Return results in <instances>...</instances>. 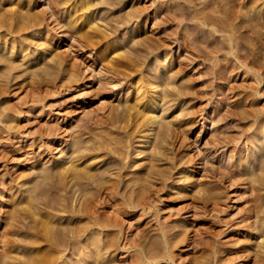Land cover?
Returning a JSON list of instances; mask_svg holds the SVG:
<instances>
[{"label": "rangeland", "instance_id": "rangeland-1", "mask_svg": "<svg viewBox=\"0 0 264 264\" xmlns=\"http://www.w3.org/2000/svg\"><path fill=\"white\" fill-rule=\"evenodd\" d=\"M50 1L0 0V56L4 57L0 62V264H4L7 253L6 264H23L20 260H26L34 250V246L30 248L29 240L34 238L30 237L32 231L28 228L35 225L32 221L40 215L36 219L31 217V221L27 213L30 209L26 208L31 205L33 211L43 208L38 211L43 213L47 205L54 207L57 197L54 204L63 198L52 191L46 192L44 181L55 189L58 179L54 175L60 167L63 170L73 165L75 159V167L88 168L92 164L90 172L97 169L98 173L109 174L105 179H117L114 165L120 157L124 158L125 166L121 174H126V177L122 175V181L132 180L137 173L147 177L141 182L145 187L140 185L142 189L135 191L136 207L127 208L117 218L116 227L106 229L96 224L89 227L94 235L97 232L96 238L104 239L111 234L117 237L112 248L100 251L96 246L94 251L99 256L86 258L85 251L68 245L62 251L60 264H132L134 258L139 264H261L253 254L264 251L261 250L264 221L260 223L264 220V0H112L113 4H106L107 0H90L93 7L89 5L82 14L85 6L80 11L75 9L88 0H56L57 7ZM74 2H78L77 7L73 6L75 9ZM88 13L89 24L84 27ZM85 31L100 34L91 37L90 41L95 43L83 36L87 34ZM123 56L131 65L129 70L121 68V71L132 72L131 79L118 73L116 77L109 70L111 62L107 61H123ZM5 59L8 61L4 62ZM136 83L139 87V83L144 84L141 91ZM153 85H158L157 92ZM152 91L154 97L159 95L164 99L160 100L162 107L155 114L161 119L149 120L156 122L147 130L148 119L140 114L141 118L134 119V110L132 115L125 107L136 93L139 103L135 100L132 103L141 110L140 104L147 101ZM126 115L133 117L128 120ZM77 121L83 122L78 125ZM139 130H144V134ZM109 144L113 146L111 149ZM95 145L105 149H96L95 155L92 150H85ZM77 147L86 154L93 152L94 160L87 159L89 155L78 159L74 152ZM83 160L88 163L83 165ZM147 166L156 172L152 178V173L147 176L145 172ZM49 167L56 173L52 174ZM45 175L53 176L55 180L50 179L53 183L44 180ZM162 178H167L163 180L165 183ZM74 185L78 184H67L66 201H62L71 209L81 201L78 186ZM28 186L31 188L26 191ZM86 190L90 194L94 192L92 188ZM33 196L37 201L34 202ZM103 197L104 193L94 196L98 209L105 211H101L102 215L97 213L98 221L104 215H112L113 206L108 202L103 206L100 202ZM50 198H54L52 203ZM55 209L49 211L51 215L56 212L61 228L78 216ZM258 217L261 219L256 222ZM82 220L80 224L87 219ZM164 250L170 252L172 260L164 257ZM138 257L144 258L143 261Z\"/></svg>", "mask_w": 264, "mask_h": 264}, {"label": "bare ground", "instance_id": "bare-ground-1", "mask_svg": "<svg viewBox=\"0 0 264 264\" xmlns=\"http://www.w3.org/2000/svg\"><path fill=\"white\" fill-rule=\"evenodd\" d=\"M50 1V0H49ZM74 1V0H73ZM72 1V2H73ZM77 1V0H76ZM86 1V0H85ZM92 1V0H91ZM90 0H88V2L86 3V4H84V5H81V6H78V8L77 9H75V8H73V6L74 7H77V5H78V2H74L73 3V5H72V8L73 9H75V10H83V8H84V6H85V9L83 10V11H81V14L82 13H84V11L86 10V9H88V7H89V5L91 6V4H93L92 2H91ZM100 1V0H99ZM112 0H107L105 3L106 4H108L109 2H111ZM116 1V0H115ZM252 1V0H251ZM48 2V1H47ZM50 2H53V3H51L53 6H55V7H57L58 6V4H57V2L58 1H56V0H51ZM49 2V3H50ZM80 2V1H79ZM90 2H91V4H90ZM101 2V1H100ZM104 2V1H103ZM114 2V1H113ZM257 2H258V0H257ZM99 3V2H98ZM97 3V4H98ZM112 3V2H111ZM254 3V2H253ZM261 3V2H260ZM50 4V5H51ZM61 4V3H60ZM72 4V3H71ZM100 4H102V3H100ZM110 4V3H109ZM113 4V3H112ZM49 5V6H50ZM95 5V4H94ZM260 6H261V4H259ZM91 7H93V6H91ZM257 8V7H256ZM51 9V8H50ZM91 9V8H90ZM89 9V10H90ZM54 11V10H53ZM69 11V10H68ZM73 11V10H72ZM91 11V10H90ZM51 13V12H50ZM74 13V11L72 12V14ZM90 13V12H89ZM89 13H88V15H87V18L84 20V27L85 26H87L88 24H89V21H88V18H89V16H91V15H89ZM91 13H92V11H91ZM90 13V14H91ZM27 14V13H26ZM56 14H58V13H56ZM76 13H74L73 15H75ZM69 15L71 16V13H69ZM79 15V14H78ZM86 15V14H85ZM25 16H27V18L26 19H28V14L27 15H25ZM69 16V17H70ZM20 17H21V15H20ZM23 17V16H22ZM31 16H29V18H30ZM60 17V16H59ZM73 17V16H72ZM71 18V17H70ZM75 18H76V16H75ZM74 18V19H75ZM79 18H81L80 16H79ZM92 18V17H91ZM54 20H56V19H54ZM78 20H80V19H78ZM77 20V21H78ZM68 21H70V20H68ZM91 21V20H90ZM69 23V22H68ZM73 24H74V21L72 22ZM70 24V23H69ZM82 24V23H81ZM81 24H79V25H81ZM82 31H83V28H82ZM81 31V32H82ZM78 32H79V30H78ZM86 32V31H85ZM83 33V32H82ZM87 34H85V35H83V36H85V37H90V39L88 38V40H89V42L90 43H92V42H94V41H90L91 40V37H94L95 36V34L96 35H100V34H97V33H95L94 35L91 33V34H89L88 32H86ZM103 34V33H102ZM82 35V34H81ZM105 35H106V33H105ZM104 36V35H103ZM84 38V37H83ZM86 38V39H87ZM95 38H97L96 36H95ZM94 38V39H95ZM94 39H92V40H94ZM102 39V38H101ZM98 40H100L99 39V37H98ZM106 41V40H105ZM146 42V41H145ZM145 42H143V44L145 43ZM95 43V42H94ZM93 43V44H94ZM142 43V42H141ZM97 44V43H96ZM137 44V43H136ZM105 45V44H104ZM142 45V44H141ZM137 46V45H136ZM144 46V45H143ZM141 47V46H140ZM114 50V49H113ZM138 50V49H137ZM102 51V50H101ZM132 54V53H131ZM2 55V54H1ZM120 55V54H119ZM3 56V55H2ZM2 56H0V62L2 61V58L4 59V57H2ZM118 56V55H117ZM125 56V55H124ZM123 56V57H124ZM128 55H126V57H127ZM132 56H133V54H132ZM131 56V57H132ZM120 57V56H119ZM118 57V58H119ZM126 57H124L125 58V60H123V61H117V59L115 60V61H107V62H111L109 65H110V67H109V70H110V72H112L113 74H119V75H122V77H126L127 79H131V77L129 76L130 74H132V72L130 73V74H127L128 72H124V71H121L122 69L121 68H124V70L125 71H127L126 69H128L129 70V65H131V61L128 59H126ZM112 58V57H111ZM111 58H110V60H111ZM124 58H121V59H124ZM128 58V57H127ZM112 59H114V58H112ZM132 59H134V56L132 57ZM136 59V58H135ZM161 60H163V59H161ZM4 62L5 61H8V59L6 60H3ZM133 61H135V60H133ZM138 61V60H137ZM8 63V62H7ZM10 63H11V61H10ZM9 63V64H10ZM5 64V63H4ZM133 64H136V63H133ZM137 65V64H136ZM134 66V65H133ZM139 66V65H138ZM137 66V67H138ZM8 67H9V65H8ZM132 67V66H131ZM106 68V67H105ZM126 68V69H125ZM133 69H134V67H132ZM139 68V67H138ZM107 69H108V67H107ZM132 69V70H133ZM137 69V68H136ZM161 69V68H160ZM108 70V71H109ZM134 71H137V70H133V72ZM111 73V74H112ZM118 75H116V77H117ZM132 76V75H131ZM153 76V75H152ZM151 75L149 76L150 78L152 77ZM120 77V76H119ZM153 78H154V76H153ZM148 79V78H147ZM158 80V79H157ZM123 81V80H122ZM133 81V80H132ZM144 81V80H143ZM160 81V80H159ZM147 82H149V81H147ZM146 82V83H147ZM143 83V82H142ZM142 83H139V84H141V86L142 85H144V84H142ZM151 83V82H150ZM149 83V84H150ZM156 83V82H155ZM154 83V84H155ZM101 84V83H100ZM102 84H104L103 82H102ZM148 84V83H147ZM147 84H146V86H147ZM152 84V83H151ZM136 85H137V87L134 85V87H136L137 89H139L140 87L138 86V84L136 83ZM149 86V85H148ZM186 87H187V85H185ZM102 87V86H101ZM104 87V86H103ZM183 87V86H182ZM135 88V89H136ZM184 88V87H183ZM137 89H136V92H137ZM153 89L155 90V92H157L156 90L158 89V85H153ZM164 89V88H163ZM140 91H141V88L139 89ZM96 91V90H95ZM134 91V90H133ZM140 91H138V92H140ZM161 91H163V90H161ZM167 91V90H166ZM98 92V91H97ZM137 92V93H138ZM169 92V91H168ZM174 92V91H173ZM176 92H178L177 90H176ZM184 92V91H183ZM151 93V95H149V98H147V101H145L144 103L142 102L141 104H140V106H142V109L141 108H139V109H141V110H138V108H136V106H135V104L134 103H132V102H135L136 101V104H137V101H138V98H139V96H138V98H137V96H136V93H134L135 94V97H134V99H131L132 101L130 102L129 100H127V101H129V102H127L128 103V105L125 107V108H127V110L126 111H128V113H129V111H131V110H134V112H135V114L136 115H133V113H132V111H131V113H132V115L134 116V119H135V117L136 116H139V114H140V116L141 117H145V118H147L148 119V121L149 120H151V119H153L154 117H159V116H155V114L157 113V110L160 108V107H162L161 105H162V103L161 102H163V101H160V100H163V99H161V97L158 95L157 97L155 96H153V94H155L153 91L152 92H150ZM167 93V92H166ZM175 93V92H174ZM144 94V93H143ZM142 94V96H146V95H143ZM149 94V93H148ZM147 94V95H148ZM177 94V93H176ZM182 94V93H181ZM139 95V94H138ZM178 95V94H177ZM141 96V97H142ZM167 96H168V93H167ZM176 96V95H175ZM182 96H184V94L182 95ZM140 97V98H141ZM148 97V96H147ZM159 97H160V99H159ZM169 97V96H168ZM167 97V98H168ZM146 98V97H145ZM170 99V98H169ZM133 100H135V101H133ZM140 100V99H139ZM167 100V99H166ZM141 101H143V100H141ZM165 101V100H164ZM167 102V101H166ZM138 103H139V101H138ZM126 104V103H125ZM16 112V111H15ZM122 112H123V110H122ZM17 113V112H16ZM119 113V112H118ZM126 114V113H125ZM130 114V113H129ZM122 115V114H121ZM121 115H120V117H121ZM124 115V114H123ZM131 115V116H132ZM127 116V115H126ZM125 116V117H126ZM130 116V117H131ZM132 116V117H133ZM139 116V117H140ZM129 117V118H130ZM131 117V118H132ZM140 117V118H141ZM126 118H128V116L126 117ZM129 118H128V120H129ZM155 118V119H156ZM160 118V117H159ZM263 118V117H262ZM158 119V118H157ZM161 119V118H160ZM128 120H126V121H128ZM132 120V119H131ZM258 120V119H257ZM260 120V119H259ZM134 121V120H133ZM136 121V120H135ZM141 121V120H140ZM81 123V122H83V121H77L76 122V124L77 123ZM94 122H96V121H93V123ZM98 122H100V121H98ZM97 122V123H98ZM129 122V121H128ZM137 122H139V119L137 120ZM147 122V121H146ZM150 123H149V125L147 126V128H145V129H147V130H151V128L155 125V122L156 121H149ZM158 122V121H157ZM259 122V121H258ZM261 122V121H260ZM260 122H259V124H260ZM264 122V121H263ZM79 123H78V125H79ZM92 123V122H91ZM92 123V124H93ZM136 123V122H135ZM262 123V122H261ZM89 124H90V122H89ZM94 124H96V123H94ZM77 125V126H78ZM134 125V124H133ZM139 125V124H138ZM144 126V125H146V124H142V122H141V126ZM157 125V124H156ZM168 125V124H167ZM262 125H264V124H262ZM76 126V127H77ZM81 126V125H80ZM86 126V125H85ZM82 127H83V124H82ZM88 127H90V126H88ZM87 127V128H88ZM133 127V126H132ZM145 127V126H144ZM259 127H260V125H259ZM263 126H261V128H262ZM84 128V127H83ZM82 128V129H83ZM142 128V127H141ZM49 129V128H48ZM88 129H90V128H88ZM79 130H81V129H79ZM146 130V132L148 133L149 131H147ZM50 131V130H49ZM86 131V130H85ZM84 131V132H85ZM140 131H144V130H139V132ZM83 132V133H84ZM120 132V131H119ZM142 132H141V134H142ZM145 132V133H146ZM87 133V132H86ZM85 133V134H86ZM151 133V132H150ZM256 133V132H255ZM128 134V133H127ZM143 134H144V132H143ZM122 135V134H121ZM148 135V134H147ZM146 135V136H147ZM94 136H96V135H94ZM99 136V135H98ZM97 137V136H96ZM95 137V138H96ZM109 138V137H108ZM113 138V137H112ZM103 139H104V137H103ZM250 139V138H249ZM256 139V138H255ZM78 140V139H77ZM106 140V139H105ZM104 140V141H105ZM112 140H114V138L112 139ZM111 140V141H112ZM117 140V139H116ZM256 140H258V139H256ZM256 140H253V141H256ZM103 141V140H102ZM251 142H252V140H250ZM259 141V140H258ZM257 141V142H258ZM75 143H76V140L74 141ZM80 142V141H79ZM82 142H83V140H82ZM86 141L84 140V143H85ZM88 142V141H87ZM97 142V141H96ZM115 142V140L112 142V143H114ZM118 142H120V140L118 141ZM74 143V144H75ZM78 143V142H77ZM76 143V144H77ZM102 143V142H101ZM100 143V144H101ZM117 143V142H116ZM254 143V142H253ZM81 144V143H80ZM93 144H94V142H93ZM93 144L91 143V145L93 146ZM98 144V143H97ZM104 144H106V142L104 143ZM108 144V143H107ZM111 144V143H110ZM109 144V145H110ZM90 147V146H88L89 148H85V150H88V152H89V150H92L93 152H94V155L96 154L95 153V151H96V149H99L100 147H102V146H100V147H96V145H95V147ZM111 146V145H110ZM115 146V145H114ZM119 146L120 145H118V148H119ZM253 146V145H252ZM254 146H255V144H254ZM254 146H253V148H254ZM113 146H111L110 147V149L112 148ZM121 147H125V146H121ZM78 148V147H77ZM102 148H104V147H102ZM114 148H116V147H114ZM252 148V147H251ZM73 149V151H74V148H72ZM101 149V148H100ZM105 149V148H104ZM109 149V148H108ZM107 149V150H108ZM102 150V149H101ZM106 150V151H107ZM124 150H125V148H124ZM112 152H113V150H111ZM117 151H119V150H117L116 149V152ZM126 151V150H125ZM258 151H260V150H258ZM70 152H72V151H70ZM69 152V153H70ZM75 154L77 155V157H78V159H85L84 157H85V155L86 156H88L89 155V157L87 158V159H93V152H91V153H89V154H86L84 151V153L81 151L80 152V149L78 148V149H75ZM87 152V153H88ZM102 152V151H101ZM121 152V151H120ZM127 152V151H126ZM122 153V152H121ZM141 152H139V155H141L140 154ZM259 153V152H258ZM68 154V153H67ZM104 154V153H103ZM102 154V155H103ZM107 154V153H106ZM105 154V155H106ZM110 154H113V153H110ZM119 154V153H118ZM117 154V155H118ZM126 154V153H125ZM138 154V153H137ZM99 155V154H98ZM116 155V154H115ZM121 154H119V156H120ZM138 155V156H139ZM240 155H242V154H240ZM71 156H72V154H71ZM75 156V155H74ZM108 156V155H107ZM122 156V155H121ZM136 156V155H135ZM76 157V156H75ZM75 157H73V158H71L70 160H73ZM76 157V158H77ZM83 157V158H82ZM94 157H96V156H94ZM125 157H126V155H125ZM111 158V157H110ZM119 158V157H118ZM117 158V159H118ZM240 158V157H239ZM242 158V157H241ZM123 159L124 158H122V157H120L117 161H116V165H114V169H115V171L112 169V171H114L115 172V174L114 175H117V179H111V178H109V179H107V177H106V179H105V175L107 174H105V173H102V172H99L98 173V171H93V172H90V169H89V166L90 165H92V164H90L89 166H88V168L86 167V165L83 167V168H79V166L77 167H75V165H76V163L74 164V161L76 160H74L73 161V165H71V163H70V165L71 166H69V167H67V168H63V170H61L62 169V167H60V171H58V173H57V175L55 176L54 175V177H56L57 179H58V181H57V186H56V188H55V186H54V188L55 189H53V184H51V186H50V184L49 185H47L48 183H46V181H44V183L46 184V190H48V191H46V192H54V194L55 193H57V194H59V195H57V196H63V198H61V200H59L58 201V204H54V202H56L57 201V198L55 199L56 201H54L53 202V199L54 198H50V203H52L53 202V205H54V207L52 208V204H49V206L47 207L46 206V208H49V209H55V207H56V209H55V211H57V209L59 210V211H62L63 213L65 212V213H68V215L69 214H71V216L72 215H78V216H76V218H75V220L73 219V221L74 222H72V223H70V224H67V226L66 227H63V228H61V226H63V225H61L60 223H57L58 221H56V218L58 217V216H56L55 217V214H56V212H54V215H51L52 214V211L50 212L49 211V209H46V208H44V212L43 213H41V212H38L39 210L41 211V210H43V208L41 209H39L38 207H36V209L38 208L39 210H35V211H33V209L31 208L32 207V205H31V207L29 208V206L26 208V209H30V211L29 212H27V213H29V215H30V218H28V219H30L31 220V217H34L35 216V219H36V215L37 216H39L40 215V218L41 217H43V218H37L36 220H38V221H32V222H34L35 223V225L33 224H31L32 225V227H34V228H32V227H29L28 228V231H29V229H31L30 231H32V233H30V235H32V236H30V237H33L34 239H32V240H29L30 241V248L31 247H33L34 246V250H32L33 252H31L30 254L31 255H29L28 257H30V258H28V257H26L25 255H23V256H25L26 257V260H25V258L23 259L22 257H21V259H23V260H20L23 264H54L56 261L59 263L60 261H62V251H64V249H66V247H68V245H70V246H75V247H79L80 249H82L83 251H85V256H86V258H94V257H96V255H97V257L99 256L98 254H96V252L94 251L95 249V247L97 246V248H99L100 249V251L101 250H105V249H107L106 251H108V247H110L111 245H112V242L113 241H115V240H117L116 238L117 237H115L113 234H111V235H105L104 236V239L103 238H96L95 237V235L97 234V232H96V234L94 235L93 234V232L91 231V230H89V227H91V226H93V224H96V225H99L101 228H109L110 226H115V225H117L116 224V221H117V218L121 215V214H125L126 212H125V210L127 209V208H129V209H127V210H130L131 208H133V207H136L135 205L137 204L135 201L137 200L136 199V197H135V191H136V189H138L137 191H139V188H141L142 189V187H145V186H142L141 185V182L143 183V181H144V178H146L147 179V177H145V176H142V173H135L136 174V177L134 178L133 177V179L132 180H130V179H128V180H130V181H126V183H125V181H124V178H123V181H122V179H121V177H122V175H123V177L126 175L125 173V175L124 174H121L123 171L122 170H124V161H123ZM154 159V158H153ZM155 159H157V158H155ZM161 159V158H160ZM237 159V158H236ZM249 159V158H248ZM94 160V159H93ZM103 160V159H102ZM114 160H116V158L114 159ZM241 160V159H240ZM240 160H239V162H240ZM79 161V160H78ZM84 161V163H83V165L84 164H86V163H88V161L87 160H83ZM87 161V162H86ZM95 161H97L98 162V160H96V158H95ZM105 161V160H104ZM72 162V161H71ZM80 162V161H79ZM86 162V163H85ZM113 162V161H112ZM159 162V161H158ZM238 162V161H237ZM241 162H243V161H241ZM245 162V161H244ZM66 163V162H65ZM78 163V162H77ZM110 163V162H109ZM81 164V163H80ZM79 164V165H80ZM154 164H156L155 163V160H154ZM153 164V165H154ZM160 164V163H159ZM245 164H246V162H245ZM66 165V164H65ZM68 165H69V163H68ZM99 165V164H98ZM112 165V166H113ZM126 165V164H125ZM253 165V164H252ZM59 166H61L60 164H59ZM80 166H82V165H80ZM94 166V165H93ZM132 166V165H131ZM159 166V165H158ZM53 167V166H52ZM52 167H49V168H51V171H52ZM57 167V169H58V166H56ZM91 167V166H90ZM96 167V166H95ZM99 167V166H98ZM110 167V166H109ZM127 167V166H126ZM129 167H130V165H129ZM139 167V166H138ZM156 167H157V165H156ZM155 167V168H156ZM247 167V166H246ZM47 168V167H46ZM147 168H148V166H147ZM146 168V169H147ZM153 167H150L149 166V168H148V170L146 171L145 170V172H146V174H147V176H148V174H151L152 173V176H150L151 178L153 177V173L155 174L156 172H154L153 171V169H152ZM224 168V167H223ZM249 168V167H248ZM251 168H252V166H251ZM45 169V168H44ZM56 169V168H55ZM105 169V168H104ZM110 169V168H109ZM111 169H110V171H111ZM247 170V169H246ZM250 170V169H249ZM49 171H50V169H49ZM48 171V172H49ZM167 171V170H166ZM228 171V170H227ZM54 172L56 173V170H54V171H52V174H54ZM126 172V171H125ZM135 172H136V170H135ZM169 172V171H168ZM223 172H224V170H223ZM239 172V171H238ZM241 172H244V171H241ZM249 173H250V171H248ZM48 174H50V172L48 173ZM144 174V173H143ZM244 174V173H243ZM245 174H246V172H245ZM107 175H109V174H107ZM145 175V174H144ZM157 175H159L158 173H157ZM165 175V174H164ZM248 175V174H247ZM39 176V175H38ZM160 176V175H159ZM163 176V175H162ZM226 176V175H225ZM228 176V175H227ZM251 176V175H250ZM262 176H264V175H262ZM53 176H49V175H45V177H43L44 178V180H49V182L50 183H53V181L51 182L50 181V179L52 178ZM54 177L52 178V179H54ZM110 177H111V175H110ZM126 177V176H125ZM166 177V176H165ZM247 178H248V176H246ZM113 178V177H112ZM250 178V177H249ZM263 178V177H262ZM157 179V178H156ZM155 179V180H156ZM158 179H160V178H158ZM167 179V178H166ZM166 179H163L162 178V181L163 180H166ZM38 180H41V179H38ZM37 180V181H38ZM43 180V179H42ZM41 180V181H42ZM55 180V179H54ZM161 180V179H160ZM159 180V181H160ZM122 182V184H120L121 182ZM159 181H158V183H159ZM73 183V184H78L77 186H78V190L77 191H79L80 193H79V198H81V201L79 202V205H77V206H75V208L74 209H71L72 207H69V206H67V204H64L63 202L64 201H66V198H65V194L66 193H68V191H67V184L68 183ZM130 184H128V183ZM146 182V181H145ZM155 182V181H154ZM35 183V182H34ZM34 183H33V186H34ZM40 183V182H39ZM39 183H37V184H39ZM55 183V182H54ZM153 183V182H152ZM163 183H165L164 181H163ZM56 184V183H55ZM144 184H146V183H144ZM143 184V185H144ZM160 184H161V187L163 188V186L162 185H164V184H162V182H160ZM159 184V185H160ZM32 185V184H31ZM142 187H141V186ZM147 185V184H146ZM157 185V184H156ZM158 185V186H159ZM71 186H73V185H71ZM76 185H74V187H75ZM76 186V187H77ZM89 186H90V188H89ZM165 186H166V184H165ZM36 187H38L39 188V186L37 185ZM36 187H35V190H36ZM29 188H31V187H29L28 186V188H26V189H28V190H26V189H24V191L26 190V191H29ZM41 188V190L43 189V187H40ZM86 188H88V189H90L91 190V188H92V190H94V192H92L91 194H90V192L91 191H87L86 190ZM32 189H34V187L32 188ZM123 190L122 192H119L120 190ZM126 189H127V192H126ZM31 190V189H30ZM40 190V189H39ZM70 190H71V188H70ZM69 190V191H70ZM145 190V189H144ZM144 190H143V193H144ZM160 190V189H159ZM33 191V190H32ZM76 191V192H77ZM36 192V191H35ZM45 192V191H44ZM43 192V193H44ZM62 192H63V194H62ZM73 192H75V191H73ZM29 193H31V191L29 192ZM33 193V192H32ZM37 193H39L38 192V190H37ZM42 193V192H41ZM89 193V194H88ZM104 193V197H103V202L102 201H100L101 202V204L104 206V204H106L107 202H108V204H110V205H112L113 206V210L110 212V214H112V215H110V216H108V214L105 216L104 215V217L103 218H105V219H103V218H101L102 220H100V221H98V217H99V215L97 214V213H101V211L103 210L102 208H103V206H102V210L100 211V209H98V207H97V205L94 203V196L97 194H103ZM134 193V194H133ZM137 193V192H136ZM141 193V192H140ZM148 193V192H147ZM155 193V192H154ZM46 194V193H45ZM48 194V193H47ZM54 194H52L53 196H55ZM70 194H73L72 192L70 193L69 192V195ZM76 194V193H75ZM43 195V194H42ZM133 195H134V197H133ZM137 195V194H136ZM138 195H139V193H138ZM141 195H143V194H141ZM34 196H35V194H34ZM33 196V197H34ZM43 196H45V195H43ZM42 196V197H43ZM48 196V195H47ZM50 196V195H49ZM53 196H51V197H53ZM74 196V195H73ZM127 196H128V198H127ZM147 196H149L148 194H147ZM158 196V195H157ZM29 197V196H28ZM31 197H32V194H31ZM31 197H30V199H31ZM36 198H37V196H35ZM34 197V198H35ZM42 197H41V199H42ZM46 197V196H45ZM45 197H43V200H44V198ZM66 197H67V195H66ZM70 197V196H69ZM138 197V196H137ZM144 197H146L145 195H144ZM144 197H142V200L144 199ZM34 199V202L35 201H37V199ZM68 198V197H67ZM71 198V197H70ZM98 198V197H97ZM140 198V197H139ZM261 198V197H260ZM28 199V198H27ZM78 199V198H77ZM136 199V200H135ZM258 200H259V198H257ZM46 201H47V197H46V199H45ZM52 200V201H51ZM96 200V199H95ZM151 200V199H150ZM256 200V199H255ZM257 200V201H258ZM263 199H261V201H262ZM27 201V200H26ZM25 201V202H26ZM32 200H30V202H31ZM40 200H38V203H40L39 202ZM45 201V202H46ZM61 201V202H60ZM63 201V202H62ZM98 201V200H97ZM99 201H98V203H99ZM139 201V200H138ZM146 201H147V199H146ZM28 202V201H27ZM33 202V201H32ZM33 202V203H34ZM60 202V203H59ZM73 202V201H72ZM75 202V201H74ZM151 202V201H150ZM149 202V200H148V203H150ZM37 203V202H36ZM44 203V202H43ZM67 203V202H66ZM97 203V204H98ZM144 203V202H143ZM147 203V204H148ZM154 203H155V201H154ZM259 203H262V202H259ZM21 204V203H20ZM40 204H42V203H40ZM45 204H48V202L47 203H45ZM72 204V203H71ZM76 204V203H75ZM138 204H140V202L138 203ZM35 205V204H34ZM140 205H142V204H140ZM149 205V204H148ZM151 205V204H150ZM154 205V204H153ZM24 206V205H23ZM27 206V205H26ZM25 206V207H26ZM42 206H44V205H42ZM74 206V205H73ZM256 206V205H255ZM24 207V208H25ZM45 207V206H44ZM69 207V208H68ZM141 207V206H140ZM22 208V207H21ZM254 208V207H253ZM258 208V207H257ZM18 209V208H17ZM112 209V208H111ZM146 209H149L150 210V208L148 207V208H146ZM256 209V208H255ZM24 210V209H23ZM27 210V211H28ZM126 210V211H127ZM252 209H250V211H251ZM15 211H16V209H15ZM26 211V210H25ZM104 211V210H103ZM145 211H147V210H145ZM156 211V210H155ZM259 211V210H258ZM261 211V213H262V211L263 210H260ZM259 211V212H260ZM12 212H14V211H12ZM105 212V211H104ZM217 212V211H216ZM254 212H255V210H254ZM257 212V211H256ZM16 213H17V211H16ZM21 213V212H20ZM24 213V212H23ZM31 213V214H30ZM38 213V214H37ZM58 213V212H57ZM103 213V212H102ZM102 213H101V215H102ZM108 213H109V211H108ZM15 214V213H14ZM18 214V213H17ZM16 214V215H17ZM61 214V213H60ZM106 214V213H105ZM113 214H114V217H113ZM152 214V213H151ZM256 214V213H255ZM58 215V214H57ZM67 215V214H66ZM152 215H154V214H152ZM251 215V214H250ZM258 215V214H257ZM263 215H264V213H263ZM262 215V216H263ZM20 216V215H19ZM23 216V215H22ZM61 216V215H60ZM60 216H59V218H60ZM85 217V219H87L86 220V222H84V224H83V222H82V224H80L81 223V221H83L82 219H84V217ZM115 216H117V217H115ZM155 216V215H154ZM154 216H153V218H154ZM157 216V215H156ZM256 216V215H255ZM259 216V215H258ZM261 216V217H262ZM18 217V216H17ZM16 217V218H17ZM24 217V216H23ZM29 217V216H28ZM83 217V218H82ZM257 217V216H256ZM260 217V216H259ZM257 218V221L256 222H259L260 220H258V219H261V218ZM19 218V217H18ZM25 218H26V215H25ZM53 218H55V220H52ZM122 218V217H121ZM13 220L15 219V218H12ZM91 219V220H90ZM99 219H100V217H99ZM116 219V220H115ZM154 219H156V218H154ZM153 219V220H154ZM255 219V218H254ZM16 220V219H15ZM22 220H23V218H22ZM58 220V219H57ZM120 220V219H119ZM71 221V220H70ZM128 221V220H127ZM131 221V220H130ZM137 221V220H136ZM135 221V222H136ZM264 220H262L261 219V221H260V223H262ZM20 222V221H19ZM63 222V221H62ZM119 222V221H118ZM25 223V222H24ZM63 223H65V222H63ZM67 223H69V222H67ZM122 223V222H121ZM134 223V222H133ZM252 223V222H251ZM123 224V223H122ZM130 224V223H129ZM149 224H150V222H149ZM250 224V223H249ZM254 224V223H253ZM264 224V223H263ZM25 225V224H24ZM23 225V226H24ZM58 227H57V226ZM119 225V224H118ZM131 225V224H130ZM148 225V224H147ZM22 226V225H21ZM30 226V225H29ZM60 226V227H59ZM143 226V225H142ZM253 226V225H252ZM255 226V225H254ZM258 226V225H257ZM26 227V226H25ZM116 227V226H115ZM121 227V226H120ZM120 227H118V228H120ZM159 227V226H158ZM170 227V226H169ZM264 227V226H263ZM17 228V227H16ZM20 228V227H19ZM27 228V227H26ZM142 228V227H141ZM148 228H150V226L148 227ZM166 229L168 228V227H165ZM253 228V227H252ZM255 228H257V227H255ZM33 229V230H32ZM143 229V228H142ZM171 229V228H170ZM22 230V229H21ZM27 230V229H26ZM94 230H96V229H94ZM93 230V231H94ZM114 230V229H113ZM144 230V229H143ZM162 230H164V227H163V229ZM263 230V229H262ZM115 231V230H114ZM121 231H123V230H121ZM148 231V230H147ZM157 231V230H156ZM167 231V230H166ZM169 232L170 231H172V230H168ZM175 231V230H174ZM178 231V230H177ZM255 231H256V229H255ZM100 232H102V231H99V233ZM106 232V231H105ZM113 232V231H112ZM116 233H117V231H115ZM146 232V231H145ZM161 232V231H160ZM176 232V231H175ZM250 232V231H249ZM248 232V233H249ZM23 233V232H22ZM29 233V232H28ZM95 233V232H94ZM110 233V232H109ZM123 233V232H122ZM162 233H164V232H162ZM182 232H180V234H181ZM142 234V233H141ZM140 234V235H141ZM158 234V233H157ZM168 234V233H167ZM172 234V233H171ZM175 234V233H174ZM179 234V233H178ZM262 234V233H261ZM264 234V233H263ZM23 235V234H22ZM99 235V234H98ZM104 235V234H103ZM118 235V234H117ZM150 235V234H149ZM154 235H156V234H154ZM161 235V234H160ZM163 235H165L166 237H167V235L166 234H163ZM162 235V236H163ZM19 236V235H18ZM26 236V235H25ZM138 236V235H137ZM174 236V235H173ZM178 236V235H177ZM186 236V235H185ZM184 236V237H185ZM8 237V236H7ZM21 237V236H20ZM121 237V236H120ZM119 237V238H120ZM139 237V236H138ZM146 237V236H145ZM145 237H144V239H145ZM164 237V236H163ZM165 237V238H166ZM12 239H13V237H11ZM29 238V237H28ZM147 238V237H146ZM149 238V237H148ZM151 238V237H150ZM154 238V237H153ZM155 238H157V237H155ZM174 238V237H173ZM7 239V238H6ZM19 239V238H18ZM158 239V238H157ZM171 239V238H170ZM170 239H169V241H170ZM176 239V238H175ZM264 238L262 237V240H263ZM8 240V239H7ZM17 240V239H16ZM21 240V239H20ZM24 240V239H23ZM136 240H138V238L136 239ZM140 240H141V238H140ZM142 240H143V238H142ZM149 240V239H148ZM154 241L156 240V239H153ZM177 240H178V238H177ZM182 240H183V238H182ZM11 241V240H10ZM13 242H14V240H12ZM28 241V240H27ZM119 241V240H118ZM118 241H117V243H118ZM128 241V240H127ZM166 241V240H165ZM257 241V240H256ZM144 242H148L147 240L145 241L144 240ZM143 242V243H144ZM150 242H151V240H150ZM158 242V241H157ZM161 242H162V240H161ZM164 242V241H163ZM168 242V241H167ZM173 242H175V241H173ZM184 242V241H183ZM255 242V241H254ZM263 242H264V240H263ZM23 243H25V242H23ZM116 243V242H115ZM115 243H113V245L115 244ZM128 243V242H127ZM159 243V242H158ZM260 243H262V241H260ZM13 244V243H12ZM28 244V243H27ZM133 244V243H132ZM139 244V243H138ZM148 244V243H147ZM153 244V243H152ZM160 244V243H159ZM165 244V243H164ZM169 244V243H168ZM170 244H172V242L170 243ZM263 244V243H262ZM8 245H11V244H8ZM117 245V244H116ZM134 245V244H133ZM135 245H136V243H135ZM134 245V246H135ZM150 245V244H149ZM154 245V244H153ZM153 245H151V246H153ZM156 245H157V243H156ZM163 245V244H162ZM259 245V244H258ZM20 246H21V244H20ZM19 246V247H20ZM29 246V245H28ZM155 246V245H154ZM163 246H165V245H163ZM167 246V245H166ZM257 246V245H256ZM262 247H261V250L262 249H264V245H261ZM7 247V246H6ZM5 247V248H6ZM15 247V246H14ZM23 247H24V245H23ZM136 247H137V245H136ZM145 247V246H144ZM149 247V246H148ZM162 247V246H161ZM169 247H171V246H169L168 245V249L170 250V248ZM18 248V247H17ZM76 248V249H77ZM110 248H112V247H110ZM109 248V249H110ZM138 248V247H137ZM142 248V247H141ZM147 248V247H146ZM158 248V247H157ZM156 248V250H159L160 251V247L157 249ZM258 248V247H257ZM256 248V249H257ZM9 249V248H8ZM28 249V248H27ZM98 249V250H99ZM114 249V248H113ZM145 249V248H144ZM152 249H153V247H152ZM163 249H164V247H163ZM167 249V250H168ZM232 249V248H231ZM247 249V248H246ZM4 250V249H3ZM146 250V249H145ZM148 250V249H147ZM147 250H146V252H147ZM151 250V249H150ZM165 251L164 250V257L165 256H167V259H168V257H169V254H170V252L169 251ZM215 250V249H214ZM236 250V249H235ZM25 251V250H24ZM76 251V250H75ZM78 251V250H77ZM76 251V252H77ZM80 251V250H79ZM113 251V250H112ZM141 251V250H140ZM149 251V250H148ZM216 251V250H215ZM214 251V252H215ZM242 251V250H241ZM255 251H257V250H255ZM2 252V251H1ZM5 252V251H4ZM18 252V251H17ZM29 252V251H28ZM139 252V251H138ZM153 252V251H152ZM154 252H156L155 250H154ZM161 252V251H160ZM218 252V251H217ZM14 253V252H13ZM23 253V252H22ZM24 253H26V252H24ZM78 253V252H77ZM81 253V252H80ZM144 253V252H143ZM151 252H149V254H150ZM216 253V252H215ZM242 253V252H241ZM253 253H255L254 251H253ZM252 253V254H253ZM257 253V252H256ZM259 253V252H258ZM256 254V255H254L253 254V256H257L256 257V260H260L261 261V264H264V262H263V260H264V251H261V253L260 254ZM3 254V253H2ZM8 254V253H7ZM7 254H4V261H3V263L4 264H6L8 261H9V256L7 255ZM27 254V253H26ZM99 254H101V252L99 253ZM139 254L140 255H142V253H140L139 252ZM154 254H156V253H154ZM244 254V253H243ZM242 254V255H243ZM249 254H251V253H249ZM61 255V256H60ZM63 255H65V254H63ZM103 255V254H102ZM139 255V256H140ZM172 255V254H171ZM170 255V256H171ZM21 256V255H20ZM20 256H18L19 258H20ZM105 256V255H104ZM142 256H144V255H142ZM149 256V255H148ZM159 256V255H158ZM157 256V257H158ZM163 256V255H162ZM3 257V256H2ZM67 257H69V256H67ZM84 257V256H83ZM136 257V256H135ZM150 257V256H149ZM149 257H148V259H149ZM154 257H155V255H154ZM171 257H173V256H171ZM171 257H169V258H171ZM14 258V257H13ZM16 258H17V256H16ZM103 258V257H102ZM160 258V257H159ZM218 258V257H217ZM253 258H255V257H253ZM11 259V258H10ZM18 259V258H17ZM66 259V258H65ZM71 259V258H70ZM69 259V260H70ZM77 259V258H76ZM96 259V258H95ZM135 259V258H134ZM133 259V261L134 262H137L136 260H134ZM138 259H144V258H139L138 257ZM146 259H147V257H146ZM154 259V258H153ZM156 259V258H155ZM219 259V258H218ZM225 259V258H224ZM226 259H228V258H226ZM89 260V259H88ZM100 260V259H99ZM140 260V261H141ZM149 260H151V259H149ZM170 260H172V258L170 259ZM232 261H233V259H231ZM230 260V261H231ZM18 260H16V262H17ZM20 261H18V262H20ZM70 261H72V260H70ZM80 261V260H79ZM87 261V260H86ZM96 261V260H95ZM94 260H93V262H95ZM101 261V260H100ZM133 261H131L132 262V264L134 263ZM143 261V260H142ZM141 261V262H142ZM214 261V260H213ZM216 261H217V259H216ZM229 261V262H230ZM254 261V260H253ZM259 261V262H260ZM2 262V261H1ZM13 262V261H12ZM17 262V263H18ZM56 262V263H57ZM74 262V261H73ZM76 262H78V261H76ZM138 262H139V260H138ZM136 263V264H139V263ZM145 262V261H144ZM156 262V261H155ZM218 262V261H217ZM220 262H221V260H220ZM252 262V261H251ZM9 263H11V261L9 262ZM64 263V262H63ZM68 263V262H67ZM72 262H70L69 264H71ZM81 263V262H80ZM97 263V262H96ZM109 263H111V262H109ZM146 263V262H145ZM144 263V264H145ZM210 263V262H209ZM215 263V262H214ZM223 263V262H222ZM225 263H228L227 261L225 262ZM60 264V263H59ZM87 264H89V263H87ZM103 264V263H102ZM106 264V263H105ZM129 264V263H128ZM143 264V263H142ZM205 264V263H204ZM217 264V263H216ZM221 264V263H220ZM255 264V263H254Z\"/></svg>", "mask_w": 264, "mask_h": 264}]
</instances>
